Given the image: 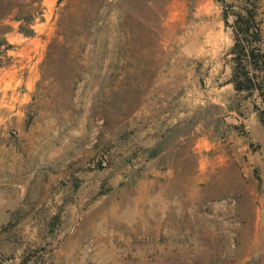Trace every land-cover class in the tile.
<instances>
[{
	"label": "rangeland",
	"instance_id": "1",
	"mask_svg": "<svg viewBox=\"0 0 264 264\" xmlns=\"http://www.w3.org/2000/svg\"><path fill=\"white\" fill-rule=\"evenodd\" d=\"M250 3L0 0V264H264Z\"/></svg>",
	"mask_w": 264,
	"mask_h": 264
},
{
	"label": "trees",
	"instance_id": "2",
	"mask_svg": "<svg viewBox=\"0 0 264 264\" xmlns=\"http://www.w3.org/2000/svg\"><path fill=\"white\" fill-rule=\"evenodd\" d=\"M215 1L224 3V0ZM250 1L251 10L248 12V18L246 19L241 13L237 14L234 24V44L231 50L234 67L231 83L237 92L254 91L258 93L263 107L260 122L264 127V85L253 84L249 71L246 72L247 69H252L264 74L262 20L259 14L258 0Z\"/></svg>",
	"mask_w": 264,
	"mask_h": 264
}]
</instances>
